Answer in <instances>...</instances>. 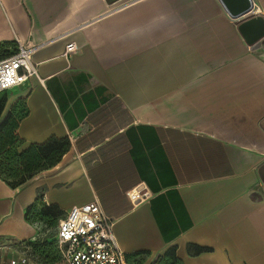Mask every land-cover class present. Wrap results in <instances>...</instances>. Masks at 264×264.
Segmentation results:
<instances>
[{
  "label": "crops",
  "instance_id": "1",
  "mask_svg": "<svg viewBox=\"0 0 264 264\" xmlns=\"http://www.w3.org/2000/svg\"><path fill=\"white\" fill-rule=\"evenodd\" d=\"M245 18L222 0H0V57L36 45L39 75L1 119L25 98L24 147L70 142L23 185L0 176V254L22 252L41 197L60 219L98 200L128 264L172 247L184 264H264V36L249 44Z\"/></svg>",
  "mask_w": 264,
  "mask_h": 264
},
{
  "label": "built area",
  "instance_id": "2",
  "mask_svg": "<svg viewBox=\"0 0 264 264\" xmlns=\"http://www.w3.org/2000/svg\"><path fill=\"white\" fill-rule=\"evenodd\" d=\"M37 46L17 40L16 50L0 59V93L24 84L30 77L39 78L32 59ZM78 50L75 42L66 45L64 56ZM132 202L148 198L142 189L128 192ZM115 221L98 200L73 206L60 220L57 228V246L64 264H128L114 230ZM0 264H39L30 255L21 252L0 260Z\"/></svg>",
  "mask_w": 264,
  "mask_h": 264
},
{
  "label": "trees",
  "instance_id": "3",
  "mask_svg": "<svg viewBox=\"0 0 264 264\" xmlns=\"http://www.w3.org/2000/svg\"><path fill=\"white\" fill-rule=\"evenodd\" d=\"M16 47L17 44L14 51ZM14 51L3 55L0 59L11 55ZM4 93L7 92L0 94ZM6 103L7 98L0 97V176L10 184L19 186L41 171L55 167L70 148V142L68 139L50 138L43 143H32L24 147L25 141L20 137L18 129L21 121L28 115L26 99L16 100L7 115L1 119ZM42 209L47 212L46 216L60 220L61 213L58 208L44 203L41 197L28 208L26 219H29V213H42ZM49 246L50 243L40 246V249L38 248L36 251L40 252V255L44 253L47 262L53 263V252ZM188 249L190 252L198 254L206 248L190 245ZM57 252L59 260L62 261L58 246ZM153 264L184 263L177 255V248L172 247L159 255Z\"/></svg>",
  "mask_w": 264,
  "mask_h": 264
},
{
  "label": "rangeland",
  "instance_id": "4",
  "mask_svg": "<svg viewBox=\"0 0 264 264\" xmlns=\"http://www.w3.org/2000/svg\"><path fill=\"white\" fill-rule=\"evenodd\" d=\"M0 97L7 98V94H0ZM8 99V98H7ZM45 209H42V213H29V219L28 221L34 226V234L30 239L25 240L18 244V248L27 253L31 256L33 261L35 263L39 264H62V261L59 260L58 252H57V241H56V233L58 228L59 219L52 218L50 216H46L47 212L44 211ZM50 243V248L53 252V263L47 262L45 259V255H40V252H37L38 248L40 249V246H44L46 244ZM8 255L7 253H1L0 254V260L6 257Z\"/></svg>",
  "mask_w": 264,
  "mask_h": 264
},
{
  "label": "water",
  "instance_id": "5",
  "mask_svg": "<svg viewBox=\"0 0 264 264\" xmlns=\"http://www.w3.org/2000/svg\"><path fill=\"white\" fill-rule=\"evenodd\" d=\"M222 2L232 16H247V18L240 22L239 30L249 44L256 42L264 36V18L261 15L252 14V0H222ZM262 170H264V166Z\"/></svg>",
  "mask_w": 264,
  "mask_h": 264
}]
</instances>
